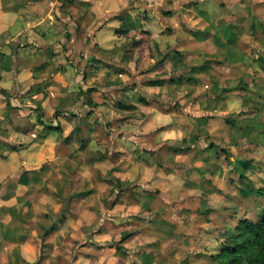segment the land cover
Returning a JSON list of instances; mask_svg holds the SVG:
<instances>
[{
    "label": "rangeland",
    "instance_id": "1",
    "mask_svg": "<svg viewBox=\"0 0 264 264\" xmlns=\"http://www.w3.org/2000/svg\"><path fill=\"white\" fill-rule=\"evenodd\" d=\"M36 7L0 56L30 264H217L264 212V0Z\"/></svg>",
    "mask_w": 264,
    "mask_h": 264
},
{
    "label": "crops",
    "instance_id": "2",
    "mask_svg": "<svg viewBox=\"0 0 264 264\" xmlns=\"http://www.w3.org/2000/svg\"><path fill=\"white\" fill-rule=\"evenodd\" d=\"M44 1L0 0V56L9 55L8 41L5 39L20 40L23 36L26 37L27 34H32L33 27L31 28V22H33L34 17L42 15V12L36 6H39ZM3 69L0 58V89L2 87L1 74ZM31 131L33 130L27 131V134ZM9 140L14 141L13 138ZM12 150L14 153L16 152L15 149ZM1 165L0 157V264H24V262L25 264H30L34 233L31 227L41 213L33 215L29 219L26 216L22 217L19 192L29 186V179L27 177L26 184H21L19 180H16L14 184H9L1 190V180L10 178L12 175L10 169L7 170V174L1 173ZM14 176L16 177V175ZM25 202H27V199H25ZM25 224L30 226V231L26 230ZM54 232H49L48 236Z\"/></svg>",
    "mask_w": 264,
    "mask_h": 264
},
{
    "label": "trees",
    "instance_id": "3",
    "mask_svg": "<svg viewBox=\"0 0 264 264\" xmlns=\"http://www.w3.org/2000/svg\"><path fill=\"white\" fill-rule=\"evenodd\" d=\"M19 183H27L25 173L20 176ZM128 237L124 233L122 239ZM212 258L217 264H264V212L256 224L241 221L235 233L226 237L224 245Z\"/></svg>",
    "mask_w": 264,
    "mask_h": 264
}]
</instances>
